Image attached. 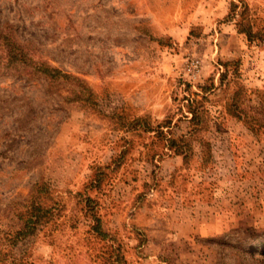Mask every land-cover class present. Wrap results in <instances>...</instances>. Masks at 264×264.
<instances>
[{"label":"rangeland","instance_id":"obj_1","mask_svg":"<svg viewBox=\"0 0 264 264\" xmlns=\"http://www.w3.org/2000/svg\"><path fill=\"white\" fill-rule=\"evenodd\" d=\"M237 119L264 143V0H0V264H146L144 240L106 224L111 185L170 150L188 153L176 185L197 191L232 190L248 163L258 201L222 233L150 250L264 264V156L236 160Z\"/></svg>","mask_w":264,"mask_h":264},{"label":"crops","instance_id":"obj_2","mask_svg":"<svg viewBox=\"0 0 264 264\" xmlns=\"http://www.w3.org/2000/svg\"><path fill=\"white\" fill-rule=\"evenodd\" d=\"M230 123L232 124L230 151L236 160L245 158L253 164V159L262 158L264 143L259 141L249 126L239 119L230 120ZM235 127L240 130H234ZM77 153L84 158L82 150ZM111 156H114L113 151ZM135 161L140 168L137 171L139 177L119 178L111 185L112 194L108 206L112 214L106 219V224L116 229L128 230L137 234L133 238L144 240L139 248L145 247L149 250L144 252L143 261L146 264H168L161 258L160 250L156 248L150 250L151 247L162 246L164 241L169 239L187 240L196 235L210 236L222 233L233 220L230 212L233 211L235 213L233 217H238L241 221L243 214L238 210L246 208L250 212L255 210L256 204H253V201H258L255 196L256 189L260 188L261 179L257 173L244 172L248 163L242 166L243 163L236 162L234 174L230 176L235 183L232 190L218 185L209 190L197 191L191 187L176 185L178 183L175 182V173L185 161L184 154L170 150L168 154L154 153L148 158L139 155ZM143 162L147 165L152 164L154 168L150 170L144 167ZM83 167L82 163L79 169L82 170ZM122 168L121 174L124 175L127 169L125 165ZM154 172L159 174L165 172L166 178L158 183H149L151 178L142 179L143 173L147 176ZM142 184H146L148 188L139 194L141 191L138 187L142 188ZM118 187L130 191L128 203L111 201L116 199L114 193Z\"/></svg>","mask_w":264,"mask_h":264},{"label":"built area","instance_id":"obj_3","mask_svg":"<svg viewBox=\"0 0 264 264\" xmlns=\"http://www.w3.org/2000/svg\"><path fill=\"white\" fill-rule=\"evenodd\" d=\"M187 68L190 74L197 76L201 69V61L198 58H192L187 63Z\"/></svg>","mask_w":264,"mask_h":264},{"label":"trees","instance_id":"obj_4","mask_svg":"<svg viewBox=\"0 0 264 264\" xmlns=\"http://www.w3.org/2000/svg\"><path fill=\"white\" fill-rule=\"evenodd\" d=\"M249 128L254 132V130L252 129L251 126H249ZM176 152H178V151H176ZM178 153H180V154H184L183 152H178ZM187 154H188V153H185V154H184L186 158L188 157Z\"/></svg>","mask_w":264,"mask_h":264}]
</instances>
